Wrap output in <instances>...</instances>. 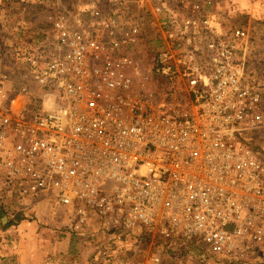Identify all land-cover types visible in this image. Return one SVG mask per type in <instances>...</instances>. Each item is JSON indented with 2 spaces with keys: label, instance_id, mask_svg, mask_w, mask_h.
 <instances>
[{
  "label": "built area",
  "instance_id": "obj_1",
  "mask_svg": "<svg viewBox=\"0 0 264 264\" xmlns=\"http://www.w3.org/2000/svg\"><path fill=\"white\" fill-rule=\"evenodd\" d=\"M209 7L86 0L67 11L50 0L47 44L20 72L0 71L2 198L26 219L44 204L53 229L95 241L99 264H163L193 242L228 263L256 255L263 58L251 32L227 28ZM147 17L160 48L140 75ZM124 242L134 255L159 249L121 259Z\"/></svg>",
  "mask_w": 264,
  "mask_h": 264
},
{
  "label": "rangeland",
  "instance_id": "obj_2",
  "mask_svg": "<svg viewBox=\"0 0 264 264\" xmlns=\"http://www.w3.org/2000/svg\"><path fill=\"white\" fill-rule=\"evenodd\" d=\"M61 4L67 9V11H76L79 6L83 5L86 0H59ZM202 3L209 4L210 10L216 15L224 19V26L231 29H244L249 32L259 30V25L261 30L264 29V25L261 26V22H264V0H199ZM38 3V0H0V36L6 43L7 48H9V55L13 51L11 47L15 46V40L22 36V39H27L29 42L34 43L38 40V35L42 32L41 28L45 30V26H40V24L47 21V16H44V12H35L31 16H16L14 14L19 13L23 7L22 4L33 5ZM48 5V3H47ZM32 9V8H31ZM27 21H26V20ZM145 20V19H144ZM242 27V28H235ZM147 30V36H153L151 44H144L142 48H139L134 60L138 63V71L140 75L144 74L145 68L152 61V57L156 53V49L159 46V42L155 43L157 40V33L152 28V22L150 20L149 25L145 26ZM45 30L44 32H46ZM43 33V32H42ZM41 33V34H42ZM252 34L255 37L256 43L259 45V49H264V41L261 40V34ZM264 35V34H263ZM15 48V47H14ZM264 59V52L260 55ZM19 64V63H18ZM1 68V67H0ZM8 71L11 73L20 72V66L14 68L9 66ZM26 103V99L21 100L20 103ZM43 210V211H42ZM49 208L44 204H39L35 208L36 219H26L30 221L29 223H35L37 226H47L50 225L45 223V216L49 214ZM61 208L58 209L60 211ZM45 215V216H44ZM51 229V228H49ZM53 230V229H51ZM69 249L71 251L80 250L84 253L86 260L92 261V257L98 260L103 257L99 253L94 254L92 252V242L89 238H80L75 234L69 233ZM197 248V252L185 254V255H175L174 257H168L163 255V264H222L221 259H217L215 256L209 254L208 250L199 242H194ZM91 245L90 247L88 245ZM119 248L118 256L121 259H130L132 257H138L142 259L143 256L149 254L150 252L156 253L159 249L155 244H149L145 246L142 253L135 254L129 251V248L133 247L132 243L124 242L118 243ZM135 250V249H133ZM94 263V262H93Z\"/></svg>",
  "mask_w": 264,
  "mask_h": 264
},
{
  "label": "crops",
  "instance_id": "obj_3",
  "mask_svg": "<svg viewBox=\"0 0 264 264\" xmlns=\"http://www.w3.org/2000/svg\"><path fill=\"white\" fill-rule=\"evenodd\" d=\"M30 221L0 230V264H99L95 257H92L94 263L86 260L88 257L80 250L71 251L68 232L60 231V225L55 229L50 225L51 230ZM88 240L94 253L97 245L93 239Z\"/></svg>",
  "mask_w": 264,
  "mask_h": 264
},
{
  "label": "trees",
  "instance_id": "obj_4",
  "mask_svg": "<svg viewBox=\"0 0 264 264\" xmlns=\"http://www.w3.org/2000/svg\"><path fill=\"white\" fill-rule=\"evenodd\" d=\"M16 2L19 0H15ZM102 1V0H100ZM50 0H38V3H34L33 5H29V4H22L23 7L21 9V11L19 13H16L14 15L16 16H31L33 13L39 11V12H44V16L48 17L49 14V5ZM48 3V5H47ZM32 8V9H31ZM26 20V19H25ZM27 21V20H26ZM150 23V19L147 17L145 18V20L143 21V26H147ZM264 25V22H261V26ZM40 26H45V30H47L46 32H44L45 30H43V27L41 28L42 32H40V34L38 35V40L34 43L29 42V40L27 39H22V36L19 35V37L15 40V46L11 47L12 48V52L11 55H9V48H7L6 43L3 40H0V71L5 72L8 70L9 66H13L14 68L18 69V66H20L22 60L29 55L34 49L39 48L41 46H44L47 44V42L50 39L51 36V26L47 21H45L44 23L40 24ZM259 30L257 29L256 31H252V34H261V40L264 41V29L261 30L260 25L258 26ZM235 28H242V27H235ZM42 33V34H41ZM147 30H145V36L143 39V42L141 43L139 48H142V46H144V44L148 45L151 44L152 42V37L151 36H147ZM258 34V35H259ZM3 37L0 36V39H2ZM159 42V38H157V40L155 41V43ZM15 47V48H14ZM160 48V43L158 48L156 49V51H158ZM264 52V49H260L259 52H257V58H259V56ZM153 58V57H152ZM254 62H257V59L254 58ZM262 63L260 64H264V59L261 60ZM19 63V64H18ZM254 145V151L256 153H260L262 155H264L263 152V148H264V128L259 130L256 136V141L253 143ZM1 195H0V230L3 229H8L10 227H15L18 226L21 222L26 220V216L24 211V208H22L20 206V204H17V202L12 201V200H8V199H3V193L2 191H0ZM2 219H6L7 222L4 225L2 223ZM182 247H179L177 249V252H173V251H168L167 252V256L168 257H174L175 255H185V254H190V253H195L197 252V248H195L194 246L195 243H186L185 245H181ZM96 254H98L97 252H95ZM222 264H264V247L259 249L256 253V255H254L251 259L249 260H245L243 262H233V263H228L225 261H222Z\"/></svg>",
  "mask_w": 264,
  "mask_h": 264
},
{
  "label": "water",
  "instance_id": "obj_5",
  "mask_svg": "<svg viewBox=\"0 0 264 264\" xmlns=\"http://www.w3.org/2000/svg\"><path fill=\"white\" fill-rule=\"evenodd\" d=\"M6 221H7L6 219H2V223H3V224H5V223H6Z\"/></svg>",
  "mask_w": 264,
  "mask_h": 264
}]
</instances>
